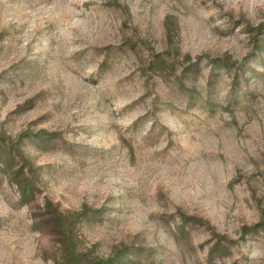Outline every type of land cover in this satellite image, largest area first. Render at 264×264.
<instances>
[{
    "label": "rangeland",
    "instance_id": "obj_1",
    "mask_svg": "<svg viewBox=\"0 0 264 264\" xmlns=\"http://www.w3.org/2000/svg\"><path fill=\"white\" fill-rule=\"evenodd\" d=\"M257 40L264 0H0V264L61 261L48 201L93 257L264 264Z\"/></svg>",
    "mask_w": 264,
    "mask_h": 264
},
{
    "label": "trees",
    "instance_id": "obj_2",
    "mask_svg": "<svg viewBox=\"0 0 264 264\" xmlns=\"http://www.w3.org/2000/svg\"><path fill=\"white\" fill-rule=\"evenodd\" d=\"M257 43L261 42L257 40ZM258 47L259 49H264V44L261 43ZM219 62L222 65L229 64L227 60L219 59ZM23 135L25 134L18 135L15 141L19 143ZM22 190L23 197H28L33 192V185L25 183L22 186ZM47 207L50 209L51 215H53L56 220L57 231L62 246L61 261L57 264H134L133 261L137 259L136 253L141 252L139 248H137L138 250L136 249L137 251L131 248H123L117 250L113 255L106 258L90 256L88 253L78 249L74 237V228L77 224L100 215L102 213L101 209H93L88 205H83L80 210L67 214L58 208H54L50 201H48ZM214 249L215 247L213 250ZM131 252L134 253L132 256H130Z\"/></svg>",
    "mask_w": 264,
    "mask_h": 264
}]
</instances>
